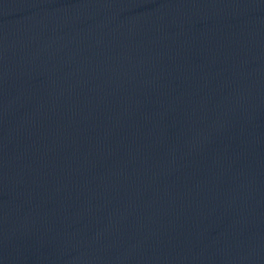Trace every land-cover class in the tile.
<instances>
[{
  "label": "water",
  "instance_id": "obj_1",
  "mask_svg": "<svg viewBox=\"0 0 264 264\" xmlns=\"http://www.w3.org/2000/svg\"><path fill=\"white\" fill-rule=\"evenodd\" d=\"M0 264H264V0H0Z\"/></svg>",
  "mask_w": 264,
  "mask_h": 264
}]
</instances>
